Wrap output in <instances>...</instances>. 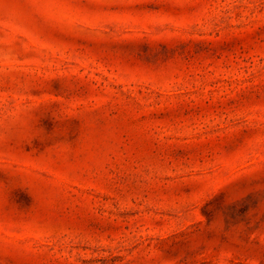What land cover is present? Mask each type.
Returning a JSON list of instances; mask_svg holds the SVG:
<instances>
[{
    "label": "rangeland",
    "instance_id": "374dc122",
    "mask_svg": "<svg viewBox=\"0 0 264 264\" xmlns=\"http://www.w3.org/2000/svg\"><path fill=\"white\" fill-rule=\"evenodd\" d=\"M0 264H264V0H0Z\"/></svg>",
    "mask_w": 264,
    "mask_h": 264
}]
</instances>
